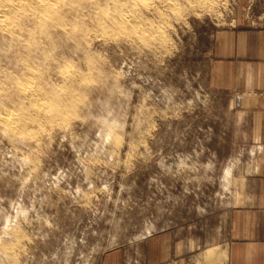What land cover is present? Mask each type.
<instances>
[{
    "label": "rangeland",
    "instance_id": "374dc122",
    "mask_svg": "<svg viewBox=\"0 0 264 264\" xmlns=\"http://www.w3.org/2000/svg\"><path fill=\"white\" fill-rule=\"evenodd\" d=\"M175 1L143 10L166 44L89 41L104 72L68 125L17 143L0 131V264H133L150 235L226 234L230 210L263 198L251 97L213 60L215 37L253 25L264 0Z\"/></svg>",
    "mask_w": 264,
    "mask_h": 264
},
{
    "label": "bare ground",
    "instance_id": "6f19581e",
    "mask_svg": "<svg viewBox=\"0 0 264 264\" xmlns=\"http://www.w3.org/2000/svg\"><path fill=\"white\" fill-rule=\"evenodd\" d=\"M164 1L179 8L175 0ZM195 1L201 8V3H208ZM150 9L152 0H0V131L17 143L28 131L31 140L39 137L43 122L68 125L85 101L84 89L104 72L86 47L93 37L103 41L123 35L152 41L156 36V43L166 44L159 28L151 30L149 22L146 26L142 22L143 10Z\"/></svg>",
    "mask_w": 264,
    "mask_h": 264
},
{
    "label": "crops",
    "instance_id": "0c3cea01",
    "mask_svg": "<svg viewBox=\"0 0 264 264\" xmlns=\"http://www.w3.org/2000/svg\"><path fill=\"white\" fill-rule=\"evenodd\" d=\"M253 22L215 37L213 78L229 80L228 86L243 88L251 97L246 112L262 128L255 139L262 145L255 191L264 193V4L262 15ZM229 214L226 234L215 229L208 234L167 231L150 235L141 244L144 254L137 255L133 264H264V196Z\"/></svg>",
    "mask_w": 264,
    "mask_h": 264
}]
</instances>
